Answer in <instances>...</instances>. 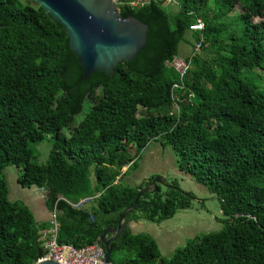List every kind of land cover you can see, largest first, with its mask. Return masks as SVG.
Here are the masks:
<instances>
[{"label":"trees","instance_id":"trees-1","mask_svg":"<svg viewBox=\"0 0 264 264\" xmlns=\"http://www.w3.org/2000/svg\"><path fill=\"white\" fill-rule=\"evenodd\" d=\"M131 1L118 6L124 18L149 24L145 49L113 76L97 72L84 79L63 26L33 1L0 0V174L16 165L23 188L47 191L48 209L58 212V242L81 248L101 244L105 230L117 229L122 213L154 180L121 185L140 167L144 150L160 142L175 152L180 171L220 201L223 227L191 239L170 259L151 236L128 227L112 243V263L264 264V80L243 74L264 68V20L255 21L264 16V0H180L176 12L160 0ZM198 19L203 29H191ZM189 32L204 53L187 57L190 69L181 81L170 64ZM87 101L92 106L75 123ZM47 138L49 160L39 164L32 144ZM8 195L0 176V264H36L49 222H37L27 205ZM97 195L81 210L60 199ZM191 197L159 185L127 220L160 225L191 208Z\"/></svg>","mask_w":264,"mask_h":264},{"label":"water","instance_id":"water-1","mask_svg":"<svg viewBox=\"0 0 264 264\" xmlns=\"http://www.w3.org/2000/svg\"><path fill=\"white\" fill-rule=\"evenodd\" d=\"M30 1L38 4L54 22L64 27L70 49L84 69V79L97 72L113 76L119 64L134 61L145 49L149 24L133 15L124 18L114 0ZM159 185L185 193L159 176L142 188L134 203L122 213L117 229L107 228L100 238L106 251L105 264H113L112 243L129 227L127 216L136 210L144 194L156 190ZM42 257L40 249L36 264H59L41 261Z\"/></svg>","mask_w":264,"mask_h":264},{"label":"rangeland","instance_id":"rangeland-1","mask_svg":"<svg viewBox=\"0 0 264 264\" xmlns=\"http://www.w3.org/2000/svg\"><path fill=\"white\" fill-rule=\"evenodd\" d=\"M179 2L180 0H170L163 3V5L168 11L176 12L179 8ZM210 4H213V0H210ZM234 13H240V5L236 7ZM261 20H264V16H257L255 18V21ZM233 24V28L236 30L240 28L238 20L234 19ZM195 42L196 40L193 38L192 33L189 32L180 43L179 52L181 55L188 57L193 51ZM201 53H204V51H201ZM243 74L249 81L258 84H261L264 80V68L244 69ZM91 106L92 103L90 101L85 103L83 111L76 116L75 123H80L84 119ZM65 132L69 133L68 130H65ZM51 145L52 142L49 138L37 144H32V147L35 149L34 161L39 164H47ZM153 145L156 146V143ZM163 158L165 162L163 166V171L165 173L164 180L168 184H171L173 181L177 182L182 191L193 194V198L197 200H192L191 208L179 210L175 217L160 225L154 224L153 228L151 227L153 223L142 220L143 225L139 230L140 232L137 234L151 236L156 241L162 256L166 259H170L178 249L183 248L191 239L222 229L223 224L221 220L224 217L222 215L220 201L212 195L206 187L197 183L191 175L178 169L177 155L170 147H167L165 150ZM0 176L7 180L9 187L8 198L12 202L18 201L28 205V203L31 204L32 197H34V199L46 198L45 190L37 187H31L30 189L23 188L18 183V178L21 176V168L16 165L7 166ZM143 177L149 181L152 179L153 175L150 174L148 170L140 172L131 171L122 178L121 185L135 187L141 182ZM156 177L158 176H155V178ZM92 205L93 204H90L89 207Z\"/></svg>","mask_w":264,"mask_h":264},{"label":"built area","instance_id":"built-area-1","mask_svg":"<svg viewBox=\"0 0 264 264\" xmlns=\"http://www.w3.org/2000/svg\"><path fill=\"white\" fill-rule=\"evenodd\" d=\"M114 1L117 4L120 3V0ZM145 1L147 0H132L130 5H143ZM203 27L204 22L201 19H198L195 24L191 25V29L193 30H201ZM201 49L202 41H196L191 54L195 55L199 53ZM170 66L177 71L181 81H183L190 69V62L187 57L180 54L173 58ZM180 87V85H175V88ZM98 196L99 195L83 198L78 202H71L64 198L60 199L65 200L73 209L81 210L92 204ZM59 228L58 212L55 207L54 211L51 212L49 228L42 232L43 257L40 259L41 261H54L59 264H105L106 251L103 245L96 243L81 248H76L72 245H62L58 242Z\"/></svg>","mask_w":264,"mask_h":264},{"label":"crops","instance_id":"crops-1","mask_svg":"<svg viewBox=\"0 0 264 264\" xmlns=\"http://www.w3.org/2000/svg\"><path fill=\"white\" fill-rule=\"evenodd\" d=\"M163 1V3H166L170 0H160ZM181 54V53H180ZM187 55V54H185ZM156 143V146L153 145ZM167 148H164L160 142H153L151 143L143 152L142 159L140 162V167L132 172H140L143 170H148L150 174L153 175L152 178H155V176H159L162 178H165L164 173V158L163 154ZM127 170L125 168L124 172ZM148 181L145 177L142 178L141 182L137 184L136 186L142 184L143 182ZM47 195V191H46ZM28 207H31V211L35 214L36 221L39 223L49 222L51 217V211L48 209L46 204V198H37L34 199V197L31 198V204L28 203ZM29 207V208H30ZM151 223V222H150ZM142 220L138 222H129V228L131 229L132 233L137 234L140 231V228L142 226ZM152 228L154 227V224H151Z\"/></svg>","mask_w":264,"mask_h":264}]
</instances>
